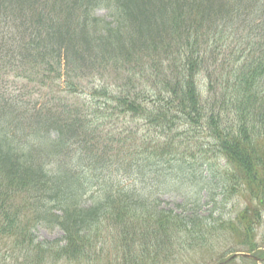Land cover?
<instances>
[{
    "label": "trees",
    "instance_id": "obj_1",
    "mask_svg": "<svg viewBox=\"0 0 264 264\" xmlns=\"http://www.w3.org/2000/svg\"><path fill=\"white\" fill-rule=\"evenodd\" d=\"M263 217L264 0H0V264L263 256Z\"/></svg>",
    "mask_w": 264,
    "mask_h": 264
},
{
    "label": "rangeland",
    "instance_id": "obj_2",
    "mask_svg": "<svg viewBox=\"0 0 264 264\" xmlns=\"http://www.w3.org/2000/svg\"><path fill=\"white\" fill-rule=\"evenodd\" d=\"M98 14L103 15L104 11L98 10ZM219 165H212L209 166L206 165L205 167L199 168L196 164L194 165L195 175L202 174L205 176L208 172H210V167L214 170L219 169L220 165L222 164L219 162ZM166 190V191H160ZM219 190V189H218ZM218 190H213L210 192V197L207 199L200 200V209L199 214L202 216H205V218L210 219L211 217H218L222 216L224 218H234L238 210L242 207L241 200H237L235 198H227L223 197L222 194ZM154 193V197H158L159 201L162 203L161 207L164 208H173L175 212H178L176 208V204L181 202L180 201V189L179 187L175 186V184H172L170 188L164 189V187H159L158 185L153 187L152 189ZM189 197L186 199V202H189ZM214 199V201H213ZM185 202V203H186ZM193 207H195L193 205ZM258 234L256 236V243L259 245H264V217L262 219V222L258 228ZM33 232L37 238V240L41 242H47L52 241L55 239H59L62 237V231L58 227H52L47 225H37L34 227ZM213 264L214 262L210 261L208 258H204V262H201L202 264ZM176 264H185V261L181 260L180 262H176ZM236 264H253L251 262H245L241 259L237 258ZM258 264H264V261H258Z\"/></svg>",
    "mask_w": 264,
    "mask_h": 264
}]
</instances>
